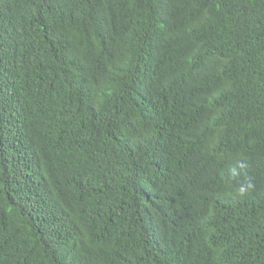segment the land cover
Here are the masks:
<instances>
[{"label":"trees","instance_id":"obj_1","mask_svg":"<svg viewBox=\"0 0 264 264\" xmlns=\"http://www.w3.org/2000/svg\"><path fill=\"white\" fill-rule=\"evenodd\" d=\"M0 264H264V0H0Z\"/></svg>","mask_w":264,"mask_h":264}]
</instances>
